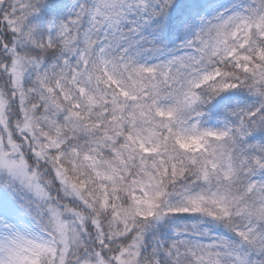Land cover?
<instances>
[{"label": "snow or ice", "instance_id": "snow-or-ice-1", "mask_svg": "<svg viewBox=\"0 0 264 264\" xmlns=\"http://www.w3.org/2000/svg\"><path fill=\"white\" fill-rule=\"evenodd\" d=\"M0 264H264V0H0Z\"/></svg>", "mask_w": 264, "mask_h": 264}]
</instances>
